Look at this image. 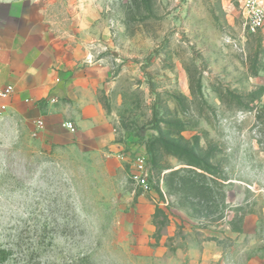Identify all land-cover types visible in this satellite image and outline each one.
<instances>
[{"label": "rangeland", "instance_id": "1", "mask_svg": "<svg viewBox=\"0 0 264 264\" xmlns=\"http://www.w3.org/2000/svg\"><path fill=\"white\" fill-rule=\"evenodd\" d=\"M55 68L68 95L35 98ZM6 85L0 264H264V28L222 0H0Z\"/></svg>", "mask_w": 264, "mask_h": 264}, {"label": "built area", "instance_id": "2", "mask_svg": "<svg viewBox=\"0 0 264 264\" xmlns=\"http://www.w3.org/2000/svg\"><path fill=\"white\" fill-rule=\"evenodd\" d=\"M229 6L236 9L241 17L243 29L248 34H255L264 28V0H222ZM15 94L14 86L6 85L0 88V101H8ZM7 103H1L0 107L5 109ZM38 127L43 126V122L37 123ZM63 128L69 133L75 132L72 123H64ZM130 180L142 191L151 190V175L147 165V156L139 154L133 161V170L129 174Z\"/></svg>", "mask_w": 264, "mask_h": 264}, {"label": "crops", "instance_id": "3", "mask_svg": "<svg viewBox=\"0 0 264 264\" xmlns=\"http://www.w3.org/2000/svg\"><path fill=\"white\" fill-rule=\"evenodd\" d=\"M56 70H52L48 73L46 82L44 85H42L40 88H38L37 93L35 94V98L41 99V96H48L52 94L53 92L60 94L61 96L68 95L67 87L62 88V79H55L57 76L62 78V76H65L64 74H61L59 72V68H55ZM32 70L34 71H39V69L33 67ZM36 81L37 78L35 77ZM62 92H59V91ZM56 97V96H55ZM57 98V97H56Z\"/></svg>", "mask_w": 264, "mask_h": 264}, {"label": "trees", "instance_id": "4", "mask_svg": "<svg viewBox=\"0 0 264 264\" xmlns=\"http://www.w3.org/2000/svg\"><path fill=\"white\" fill-rule=\"evenodd\" d=\"M196 167V166H195ZM205 173H207V174H210V175H212L210 172H208V171H204ZM6 252L4 251V250H0V261H3V260H5V257H6V254H5ZM29 259H31V258H29Z\"/></svg>", "mask_w": 264, "mask_h": 264}]
</instances>
